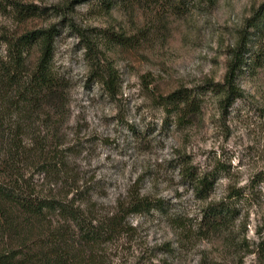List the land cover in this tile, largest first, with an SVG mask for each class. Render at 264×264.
Masks as SVG:
<instances>
[{
    "label": "rangeland",
    "instance_id": "rangeland-1",
    "mask_svg": "<svg viewBox=\"0 0 264 264\" xmlns=\"http://www.w3.org/2000/svg\"><path fill=\"white\" fill-rule=\"evenodd\" d=\"M21 1L44 12L21 24V33L50 25L58 29L54 67L71 85L69 118L56 138L66 174L59 182L34 174L39 189L74 199L96 217L115 213L137 192L161 200L166 211L189 225L177 236L161 212L130 217L133 228L106 247L112 264H264L244 249L224 250L197 237L191 224L203 203L179 175L187 156L199 173H218L212 199L224 196L228 187L242 188L248 196L238 204L237 232L258 240L264 223V69L244 68L238 76L244 97L225 115L209 94L200 115L179 126L156 102L179 88L200 90L208 81L223 82L242 38H248L249 60L264 52V22L247 31L264 0H192L185 11L117 7L108 13L90 2ZM15 28L0 12V34ZM106 29L133 38L132 46L104 42L89 51L86 41ZM97 54L100 66L112 67L118 77L116 97L91 78Z\"/></svg>",
    "mask_w": 264,
    "mask_h": 264
},
{
    "label": "trees",
    "instance_id": "trees-1",
    "mask_svg": "<svg viewBox=\"0 0 264 264\" xmlns=\"http://www.w3.org/2000/svg\"><path fill=\"white\" fill-rule=\"evenodd\" d=\"M192 0H74L90 2L99 11H185ZM215 4L216 0H206ZM0 12L16 28L0 34V264H112L107 245L116 242L130 228V217L157 211L165 214L184 236L189 225L166 211L164 202L134 192L119 209L105 217L87 213L74 199L49 194L35 183L34 174L63 180L65 159L56 138L69 118V80L54 67L55 25L25 29L21 24L43 16L36 5L21 0H0ZM264 22V2L248 21L247 31ZM83 39L84 35H81ZM86 41L89 51L110 46H132L133 38L109 30ZM248 38L238 43L227 64L223 82H206L200 90L179 88L160 95L156 102L167 120L186 125L200 115L204 96L211 94L227 114L244 94L238 84L244 68L264 69V52L250 61ZM93 57L92 77L110 96L118 95V77L112 67L100 66ZM181 179L203 204L194 226L198 238L215 241L224 250H246L264 259V223L257 241L237 232L239 202L247 196L242 188L228 187L224 196L212 199L218 173H199L188 157L181 164ZM33 173V176L30 174ZM81 194V192H80ZM190 237V236H187ZM225 252V251H224ZM236 252V253H237ZM224 258H226L224 256Z\"/></svg>",
    "mask_w": 264,
    "mask_h": 264
}]
</instances>
